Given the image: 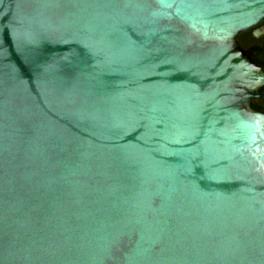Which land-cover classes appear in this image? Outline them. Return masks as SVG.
I'll list each match as a JSON object with an SVG mask.
<instances>
[{
  "label": "water",
  "instance_id": "95a60500",
  "mask_svg": "<svg viewBox=\"0 0 264 264\" xmlns=\"http://www.w3.org/2000/svg\"><path fill=\"white\" fill-rule=\"evenodd\" d=\"M264 0H0V264H264Z\"/></svg>",
  "mask_w": 264,
  "mask_h": 264
},
{
  "label": "flooded vegetation",
  "instance_id": "af4514ba",
  "mask_svg": "<svg viewBox=\"0 0 264 264\" xmlns=\"http://www.w3.org/2000/svg\"><path fill=\"white\" fill-rule=\"evenodd\" d=\"M236 44L264 73V18L257 25L239 33Z\"/></svg>",
  "mask_w": 264,
  "mask_h": 264
}]
</instances>
